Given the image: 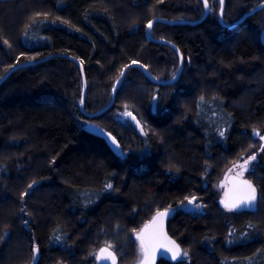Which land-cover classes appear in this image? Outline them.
Instances as JSON below:
<instances>
[{"label":"trees","instance_id":"16d2710c","mask_svg":"<svg viewBox=\"0 0 264 264\" xmlns=\"http://www.w3.org/2000/svg\"><path fill=\"white\" fill-rule=\"evenodd\" d=\"M207 2L202 17V0H0V77L30 62L0 83V264H96L94 252L109 244L116 262H132L133 232L169 207L168 232L188 258L157 264H264V196L229 213L214 190L264 133V7L225 25L264 0H225L222 20L219 0ZM154 18L151 35L183 57L170 84L140 67L161 80L179 68L173 47L148 39ZM63 55L84 61V110L80 66ZM132 60L139 65L112 104L87 115L110 103ZM125 105L143 131L118 119ZM253 165L246 177L264 189V162ZM191 196L202 210L178 206Z\"/></svg>","mask_w":264,"mask_h":264},{"label":"snow or ice","instance_id":"6c2138e0","mask_svg":"<svg viewBox=\"0 0 264 264\" xmlns=\"http://www.w3.org/2000/svg\"><path fill=\"white\" fill-rule=\"evenodd\" d=\"M225 0H219V3L221 5V15L223 12V5H224ZM204 6H205V10L208 9L209 5L207 0H204ZM37 16L40 15V13L36 14ZM45 16L47 15L46 13L44 14ZM153 26V21L149 20L146 27L148 29H151ZM5 43H7V41H5ZM176 51H179L178 49ZM19 60L20 58L17 57V64H19ZM181 62H183V57H181ZM80 65L83 66L84 61L80 60L79 61ZM139 64V61L137 60H132L131 64H125L124 67L120 70V74L119 77L117 78V82L114 83L112 85L113 88V92H115L118 88V86L123 82L122 78L125 74V70L128 69L131 65H137ZM15 67V66H10V68ZM141 68H147V65H140ZM173 79H176V74H173ZM158 97L157 96H153L152 97V101H157ZM204 98L203 96L200 98V101L203 102ZM84 102V94L83 91L81 92V100L80 103L83 104ZM124 115L127 116H131V112L128 111L127 105H125V113ZM132 119H135V117H132ZM137 124L139 126V122L137 121ZM94 127V131H97L100 133V135L105 136V133L100 130L99 128ZM143 131V129H141ZM110 135V134H109ZM225 135L224 131L221 130L220 131V136L223 137ZM106 138H108V136H106ZM112 139V143L115 144V138H111ZM261 140H264V136L260 137ZM256 161V155L252 154L249 155L247 159L244 160L243 164L241 165H237L236 167L240 168L242 171L243 170H251L250 166L253 164V162ZM242 171L238 173V175H242ZM36 182H33V184H29V189H31L33 187V185ZM240 191H241V195L233 200H229V201H225V200H221V204H223L224 208L227 211H238L241 208H254L257 205V201L259 200L260 197L264 196V189H260L258 190L257 187L249 180H241L240 181ZM112 188V184L108 183L105 185V189H111ZM25 195V193L21 194V197L23 198V196ZM197 197L196 196H191V197H185V201H186V205L191 207L192 209L199 211L203 208L202 204L197 203ZM181 208L185 207V203L184 201L181 202ZM175 211L174 209H172L171 207L164 209L163 211H157L155 216L153 217L152 220V225L155 226L153 228V232L152 235H155L158 233V231H160L162 229V223H163V219L167 216H169L170 214H172V212ZM149 226L146 225L145 229H147ZM249 227H251V225H249ZM5 235H7V233H5ZM245 236H247V233H245ZM136 238L140 241V247H141V251L143 254V259L140 261V264H151V258H152V251L150 250L148 244L146 243V236H145V230L142 229L141 232L136 234ZM55 239L57 241H59L61 239V237L57 236L55 237ZM169 243L172 245L171 247H167L166 245H161L162 247H166L168 252L172 253V259L176 260L178 256L181 255V251L178 245H176L175 241H169ZM112 246L111 244L107 245L106 247H102L99 249L98 253H96L97 255V259L98 260H111L112 264H116V256L114 254V252L111 250ZM38 246L33 245L31 248V252H32V259L35 260L37 255H38ZM106 254V255H105ZM184 256H187L188 253L184 252L183 253Z\"/></svg>","mask_w":264,"mask_h":264},{"label":"water","instance_id":"95a60500","mask_svg":"<svg viewBox=\"0 0 264 264\" xmlns=\"http://www.w3.org/2000/svg\"><path fill=\"white\" fill-rule=\"evenodd\" d=\"M204 2V0H202ZM262 7H264V2H262V4L256 6L255 8L251 9L249 12H247L246 14H244L242 16V18L240 20H238L237 22L235 23H232V24H225L226 26L228 27H233L235 26L237 23H239L240 21H242L245 17H247L248 15L254 13L255 11L261 9ZM223 9H224V5H223ZM209 11V7L207 10H205V13L202 17H204L207 12ZM223 13V12H222ZM161 18H154L152 21L153 23L155 21H158L160 20ZM220 20H222V15H221V11H220ZM200 21V20H198ZM198 21H189V20H178V21H171L172 23H178V22H183V23H191V24H194V23H197ZM147 37L148 39L150 40H156L152 35H151V29H147ZM262 38H264V30L262 32ZM156 41H159V42H162L164 44H167L171 47H173L175 50H177L178 48L176 47V45H174L172 42L170 41H167V40H156ZM178 56H179V60H180V65H179V68L176 72V79L178 78V76L180 75L182 69H183V62H181V53L180 51H176ZM63 56H67L68 58L74 60L79 66H80V70H81V73H82V78H83V94H84V98H85V94H86V80H85V75H84V70H83V66L80 65L79 61L70 56V55H63ZM30 62H27V63H23V64H19V65H16L15 67H12L10 68L3 76L0 77V83L12 72L14 71L15 69L21 67V66H24L26 64H29ZM31 63H34L33 61ZM131 64V63H130ZM139 65V64H137ZM132 66L134 65H131L129 68H131ZM128 68V69H129ZM128 69L125 70V74L122 78V80L124 79ZM145 72V74L151 79L153 80L154 82L156 83H159V84H170L172 82H174L176 79H173V77L170 79V80H161V79H157L154 75H152L147 69L145 68H142ZM117 82V81H116ZM114 96H115V92H113V89H112V99L110 101V103L105 106L102 110L98 111V112H94V113H87V115L89 116H94L96 114H98L99 112H102L104 111L105 109H107L113 102L114 100ZM80 107L82 110H84V102L83 104L80 103ZM85 112V111H84ZM132 114V113H131ZM127 118H129L132 123L137 127L138 130L141 129V126H140V123H139V126L137 124V121L138 119L132 114L131 116H127ZM132 117H135V119H132ZM139 122V121H138ZM95 126L96 128H99L100 130H102L104 133H105V136H102L100 135L99 132L97 131H94V127ZM91 132L94 134V135H97V136H100L102 138H104L108 145L112 148V150L114 151L115 154L117 155H121L122 154V148L120 146V143L119 141L117 140V138L112 134L110 133L109 131L103 129L102 127L100 126H97V125H94V124H91L89 126ZM110 134V135H109ZM106 136H108V138H106ZM111 138H115V141L116 143L113 144L112 143V139ZM237 166V165H236ZM234 166L232 171L230 173H228L225 177V182H226V188H225V192H224V199L225 201H229V200H233V199H236L238 198L240 195H241V191H240V188H241V185H240V181L241 180H249L247 178H244L240 175H238L235 171L237 170V167ZM250 181V180H249ZM223 206V204H222ZM241 209H251V208H241ZM239 209V210H241ZM164 210V209H163ZM163 210H159V211H163ZM156 213H154L152 215V217L148 220V222L142 227V229L145 230V236H146V243L148 244L150 250L152 251L153 255H152V258H151V264H157V262L159 261L160 258H165V259H168L170 261H178V260H181L182 259V256H183V252H184V248L182 247V245L180 244V242L178 240H176L174 237H172L169 232H168V220L171 216V214L167 217H165L163 219V223H162V229L160 231H158L157 234L155 235H152V232H153V228L155 226L152 225V220H153V217L155 216ZM148 225L149 227L147 229H145V226ZM141 229V230H142ZM169 241H175L176 242V245L179 246L180 248V251H181V255L177 257L176 260H173L171 257H172V253L171 252H168L167 251V248L166 247H162L161 245H166L167 247H171L172 245L169 243ZM106 255V254H105ZM101 262L105 263V264H112L111 260H103L101 259L100 260ZM140 264V262L138 263Z\"/></svg>","mask_w":264,"mask_h":264},{"label":"rangeland","instance_id":"374dc122","mask_svg":"<svg viewBox=\"0 0 264 264\" xmlns=\"http://www.w3.org/2000/svg\"><path fill=\"white\" fill-rule=\"evenodd\" d=\"M124 113H125V111H122V112H118V113H117V117H118V119H120V121H122V122H126V121H128V120H126V115H124ZM138 121H139V120H138ZM139 123H140V121H139ZM140 126H141V124H140ZM141 129H142V126H141ZM141 129H140V132L142 131ZM261 136H264V133H263L262 131H258V132L255 133V137H257V138L260 140L259 148H258L254 153H252V154H255V155H256V161H257V162H264V140H261V139H260ZM252 154H249V155H252ZM249 155H246V156L242 157V159H240V160H239L238 162H236L234 165H231L230 167H228V168L223 172L221 178L215 183V185H214V190H215V194H216V197H217V202H218L221 206H222V204H221V200L224 199V192H225V188H226V182H225V177H226V175L232 171V169H233V167H234L235 165H241V164H243L244 160L247 159ZM256 161H254V162H256ZM254 162H253V164H254ZM253 164L250 166L251 170H243V171H242L240 168H237V170H236L235 172L238 174L239 172L242 171V175H240V176H242V177H244V178H247V177H246V176H247V173H248L249 171H253V170H255V167H254ZM247 179H248V178H247ZM197 203H199V204H203L202 201H198V200H197ZM178 206H180V205H178ZM223 207H224V206H223ZM183 208H184V209H187V210H190L192 213H196V212H198V211L192 209L191 207L187 206L186 203H185V207H183ZM172 209H173V208H172ZM174 210H175V209H174ZM201 210H202V209H201ZM173 212H174V211H173ZM173 212H172V214H173ZM228 212L230 213V211H228ZM143 226H144V225H143ZM143 226H142V227H143ZM142 227L139 228L138 230H136V231L133 232V236H134V238H135V240H136V245H137V246H136V249H137V257H136V259H135L134 261H132V262H124V261H123V262H116V264H138V263L143 259V254H142L141 247H140V241L136 238V234L139 233V232H141ZM99 249H100V248H99ZM99 249H97V251L94 252V258H95V260H96V264H105V263H103V262H101L100 260L97 259V255H96V253H98ZM184 252H187V251L184 249ZM184 252H183V253H184ZM187 253H188V252H187ZM187 258H188V255H187V256H184V255L182 256V259H187Z\"/></svg>","mask_w":264,"mask_h":264},{"label":"bare ground","instance_id":"6f19581e","mask_svg":"<svg viewBox=\"0 0 264 264\" xmlns=\"http://www.w3.org/2000/svg\"><path fill=\"white\" fill-rule=\"evenodd\" d=\"M179 57V56H178ZM179 65H180V63H179Z\"/></svg>","mask_w":264,"mask_h":264},{"label":"flooded vegetation","instance_id":"af4514ba","mask_svg":"<svg viewBox=\"0 0 264 264\" xmlns=\"http://www.w3.org/2000/svg\"><path fill=\"white\" fill-rule=\"evenodd\" d=\"M236 166V165H235ZM238 168V167H237Z\"/></svg>","mask_w":264,"mask_h":264}]
</instances>
